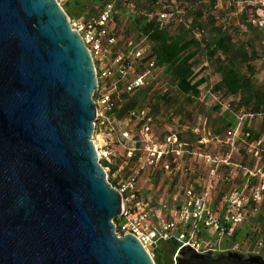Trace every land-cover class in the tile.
<instances>
[{
    "label": "water",
    "instance_id": "1",
    "mask_svg": "<svg viewBox=\"0 0 264 264\" xmlns=\"http://www.w3.org/2000/svg\"><path fill=\"white\" fill-rule=\"evenodd\" d=\"M92 54L57 0H0V264H156L118 235L122 196L93 141ZM174 264H264L181 247Z\"/></svg>",
    "mask_w": 264,
    "mask_h": 264
},
{
    "label": "built area",
    "instance_id": "2",
    "mask_svg": "<svg viewBox=\"0 0 264 264\" xmlns=\"http://www.w3.org/2000/svg\"><path fill=\"white\" fill-rule=\"evenodd\" d=\"M57 1L63 6L68 0ZM249 2L260 5L249 21L264 28V0ZM115 12V2L110 1L98 17L88 21L70 18V23L81 34L96 68L98 88L93 98L97 120L93 141H104L102 146L96 141L94 144L100 162H107L102 165L108 180L111 177L117 181L113 186L122 196L123 214L114 222L116 233L135 235L150 254L167 241L178 243V250L183 246L202 253L235 250L236 229L250 219L264 199V173L233 161L239 151V125L253 115L240 114L237 125L225 133V138L214 135L226 144L225 152L210 150L212 132L206 120L194 127L185 124L162 133L155 128L148 108L119 118L120 94L146 87L157 78L160 68L154 60L143 64L148 52L143 45L145 39L120 40L113 24ZM131 122L136 123L133 128ZM253 147L255 143L250 144L249 151ZM118 153H122L128 167L121 165L111 174V164ZM196 168L208 171L202 177ZM221 168H229L225 181L234 182L240 169L247 181L217 197L216 175ZM157 174L159 179L154 182ZM253 178L256 183L249 185Z\"/></svg>",
    "mask_w": 264,
    "mask_h": 264
},
{
    "label": "trees",
    "instance_id": "3",
    "mask_svg": "<svg viewBox=\"0 0 264 264\" xmlns=\"http://www.w3.org/2000/svg\"><path fill=\"white\" fill-rule=\"evenodd\" d=\"M110 1L115 2L113 24L117 36L121 41L132 39L136 42L145 39L143 45L148 47V52L143 64L154 60L160 68L157 78L146 87L133 93L120 94L118 117L124 118L132 115L133 111L148 108V114L152 116L155 124L158 116L166 113H170L172 118L179 114L180 121L184 123L182 117L186 113V105L193 104L200 98L201 86L208 81V76L204 74L206 68L196 70L200 57L205 56L219 74L213 91L223 98H234L225 110L221 102L211 108L212 111H218L219 116L210 122L206 119L208 129L211 131L212 123L213 134L221 135L237 125L240 112L253 117L261 116L263 127L260 130L249 126L248 116L241 124V133L245 137V148L242 151L256 159L263 155L264 142L249 151L250 144L261 142L264 135V80L259 81L257 76L260 70H264V28L249 21L260 5H252L249 0H68L63 3V7L71 19L88 21L98 17L102 8ZM221 1L240 8V21L245 25V31L241 33L227 21H220L216 9ZM171 4L174 10L169 8L168 5ZM176 10L183 11L180 15L184 19L176 26L172 22H165L161 15L171 11L174 14ZM123 20L126 21L125 32L120 28ZM260 60L263 62L261 68H258L257 63ZM163 77H169L170 82L165 84L163 81L164 84H161ZM242 138L240 136L241 140ZM101 162L103 165L107 164ZM121 165L118 161L112 163L111 174ZM124 167L127 168L128 165ZM226 169L229 171V168ZM241 170L235 181L243 185L247 177ZM158 179L159 174L154 182ZM109 181L116 186V180L110 177ZM256 181L253 178L249 185ZM262 202L263 200L257 205L258 213L255 212L236 229L233 243L245 235L257 242L262 249L258 251L264 256V208L260 209ZM119 220L117 218L115 222ZM256 222L260 224V229L252 232L251 226ZM178 246L174 241L157 245L153 250L155 263L174 264L173 258Z\"/></svg>",
    "mask_w": 264,
    "mask_h": 264
},
{
    "label": "rangeland",
    "instance_id": "4",
    "mask_svg": "<svg viewBox=\"0 0 264 264\" xmlns=\"http://www.w3.org/2000/svg\"><path fill=\"white\" fill-rule=\"evenodd\" d=\"M169 8L172 10L173 9V5H168ZM234 7V8H233ZM174 10V9H173ZM216 11L219 12V19L221 22L227 21V23L234 28H238L239 32H243L245 31V25L242 24V22L240 21V8L237 6H230L229 4L221 1L218 2V7L216 9ZM222 11V13H221ZM182 12V13H181ZM183 14V11H178L176 10V12H168L165 18V22H172L175 26L180 22V20L184 19V16L180 15ZM120 28L125 32L126 31V21L123 20V23L121 24ZM263 60H260L257 63V67L261 68V64H262ZM200 68H206L204 71V74H206L208 76V81L203 84L201 86L202 91H201V95L200 98L193 104H187L185 111L186 113L183 115V121L184 123H182L180 121V115H174V117L172 118L169 114H165V115H160L158 116L157 122L155 124V128L157 130H159V132L165 133L168 130H171L173 128H178L180 129V125L181 124H199L200 122H203L204 120H208L210 122L211 119H215L219 116V112L218 111H212V107L215 106L217 103H222L223 109L225 110L228 106V104L230 102L233 101V97H229V98H223L221 97L220 94L215 93L213 91V86L214 83L219 79V74L216 73V71L214 70V67L210 64V62L208 61V59L205 56H201L200 57V63L197 67L196 70L200 69ZM258 76V80L259 81H263L264 80V70H260V72L257 74ZM165 82V84H167V81L170 82L169 77H163V79L161 80V84H164L162 82ZM165 87H167V85H165ZM238 114H241L238 113ZM244 122V120L242 121V123ZM241 123V124H242ZM135 122H131L130 126L131 128H133L135 126ZM241 124L240 126V132H239V136H241L242 140L239 139L238 140V149L239 151L234 155L233 157V161L234 162H238L241 163L244 167L246 168H250L252 170H260L261 172L264 173V145L262 147V151H263V155L261 154L260 157H258L257 159L250 156V155H246L245 152H243L242 150L245 148V137L242 136L241 133ZM210 128H211V132L213 131V125L212 123L210 124ZM249 126L252 127L255 130H260L263 127V123H262V117L261 116H255L253 118H249ZM215 134H213L212 132V136H211V143H210V150L212 152H225L226 151V144L223 142H219L216 140V138L214 137ZM220 138H225V134H221ZM94 141H96V145L98 146H102V144H104V141H98V139L94 138ZM262 142H264V135L262 136V140L261 142H257L255 143V146H259ZM119 152H122V148H119ZM119 155L115 158V163L121 162V164L123 166H126V160L125 158L122 156V153H118ZM207 168H196V172L201 173L200 176L204 177L205 174L207 173ZM238 172V170H236ZM241 172L243 173L244 170H241ZM227 169L226 168H221L217 175H216V181L217 183L215 184V192H216V196L219 197L221 192H225L230 190L231 188H234L236 186H240V183L236 180L235 182L231 181V182H226L225 181V177L227 176ZM238 174V173H236ZM125 175H127V172H125ZM237 176V175H236ZM262 178V177H260ZM143 184V183H142ZM228 184V185H227ZM261 207L264 208V199L263 202L260 205V209ZM260 211V210H259ZM258 212H256L257 214ZM251 230L252 232H255L257 230L260 229V224L259 223H253L251 226ZM231 243V242H229ZM160 245V244H159ZM233 249L237 250V251H241L244 253H248V252H252V250H260L262 251V249H260L257 245L256 241H253L252 238H247L245 237V235H242L237 242L233 245ZM154 249V248H153ZM152 256L154 257V251H151ZM174 259V258H173Z\"/></svg>",
    "mask_w": 264,
    "mask_h": 264
}]
</instances>
